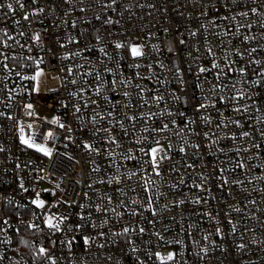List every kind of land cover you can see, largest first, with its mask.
Wrapping results in <instances>:
<instances>
[{"label": "built area", "instance_id": "built-area-1", "mask_svg": "<svg viewBox=\"0 0 264 264\" xmlns=\"http://www.w3.org/2000/svg\"><path fill=\"white\" fill-rule=\"evenodd\" d=\"M0 264H264V0H0Z\"/></svg>", "mask_w": 264, "mask_h": 264}, {"label": "snow or ice", "instance_id": "snow-or-ice-1", "mask_svg": "<svg viewBox=\"0 0 264 264\" xmlns=\"http://www.w3.org/2000/svg\"><path fill=\"white\" fill-rule=\"evenodd\" d=\"M8 7H9V9H11V7H12V5L11 4H9L8 5ZM38 38V37H37ZM121 45H117V47H120ZM132 54L133 55H140L141 53H140V50H139V48H137V47H133L132 48ZM202 71H203V69H202ZM37 75H39V73L37 74ZM29 107H31V105H29ZM61 127H63V125H61ZM50 135H51V133H50ZM24 143H28V141H23ZM31 146V145H30ZM158 151V149H152V153H153V157L155 156V153ZM37 203H39V205L40 206H42V202H37ZM48 224H49V227H59L58 225H53L52 223H51V220H49L48 221ZM127 231V230H126ZM40 252L43 254L44 252H45V249H43V248H41L40 249ZM173 257H172V255L171 254H169V256L167 257V259H169V260H171ZM161 259H163V258H161Z\"/></svg>", "mask_w": 264, "mask_h": 264}, {"label": "rangeland", "instance_id": "rangeland-1", "mask_svg": "<svg viewBox=\"0 0 264 264\" xmlns=\"http://www.w3.org/2000/svg\"><path fill=\"white\" fill-rule=\"evenodd\" d=\"M54 77L55 76H53V78ZM35 147H37L39 150H41L47 154H50L52 152V147L48 146V145L36 144ZM163 253H164V255H169V254H171V250L170 249L165 250Z\"/></svg>", "mask_w": 264, "mask_h": 264}, {"label": "trees", "instance_id": "trees-1", "mask_svg": "<svg viewBox=\"0 0 264 264\" xmlns=\"http://www.w3.org/2000/svg\"><path fill=\"white\" fill-rule=\"evenodd\" d=\"M26 242H28V241H26V239L24 240V243H26Z\"/></svg>", "mask_w": 264, "mask_h": 264}]
</instances>
